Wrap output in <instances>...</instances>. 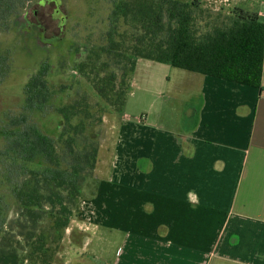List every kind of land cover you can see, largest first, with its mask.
<instances>
[{
    "label": "crops",
    "instance_id": "0c3cea01",
    "mask_svg": "<svg viewBox=\"0 0 264 264\" xmlns=\"http://www.w3.org/2000/svg\"><path fill=\"white\" fill-rule=\"evenodd\" d=\"M128 95L76 264H264V58L260 89L139 59Z\"/></svg>",
    "mask_w": 264,
    "mask_h": 264
},
{
    "label": "trees",
    "instance_id": "16d2710c",
    "mask_svg": "<svg viewBox=\"0 0 264 264\" xmlns=\"http://www.w3.org/2000/svg\"><path fill=\"white\" fill-rule=\"evenodd\" d=\"M28 1L0 0V31L8 29V19L18 15ZM111 2L105 44L94 55L97 60L104 56L102 67L114 64L126 79L123 77L117 84L115 71L103 76L96 72L90 82L114 112H122L139 59L261 88L264 19L261 21L257 14L239 10L201 25L198 0ZM91 65L95 67L93 61ZM86 66L80 65V72ZM8 70L0 59V84ZM48 72V65L43 64L28 79L24 86L25 113L15 122V127L20 128L4 137L2 158L12 160L17 173L14 194L22 239L16 241L17 247L10 246L9 239H2L0 264H20L25 260L52 263L54 252L48 244L55 236L60 239L68 227L72 211L82 199L83 186L93 178L97 164L100 143L96 134H87L88 122L94 115L84 97L56 109L61 118L57 140L28 123L26 114L44 112L52 96ZM45 222L49 224L47 229L43 227Z\"/></svg>",
    "mask_w": 264,
    "mask_h": 264
},
{
    "label": "rangeland",
    "instance_id": "374dc122",
    "mask_svg": "<svg viewBox=\"0 0 264 264\" xmlns=\"http://www.w3.org/2000/svg\"><path fill=\"white\" fill-rule=\"evenodd\" d=\"M111 1L30 0L18 15L8 19V29L0 31V59L2 65L5 62L9 67L0 84V244L5 237L9 239L10 246L17 247L16 241L22 239L17 227L19 209L14 194L17 173L12 160H4L1 154L5 147L4 137L20 128L15 127V122L25 113L24 86L28 79L43 64L48 65L47 83L52 92L49 103L44 112L34 111L26 116L28 123L36 125L54 140L58 139L61 125L56 109L76 99H86L89 111L94 115V119L88 122L87 134H96L99 143L103 137L107 138L108 129L119 116L96 94L90 82L96 72L103 76L115 71L117 84L124 77L114 64L102 67L104 56L97 60L94 55L105 44ZM198 1L202 10L198 18L201 25L216 17L226 18L239 10L257 14L261 21L264 19V0ZM82 64L88 66L80 72ZM128 99L129 95L125 105ZM92 186V180H87L83 186L84 196L92 192ZM81 200L73 209L70 223L61 233V238L55 236L48 244L54 252L51 264H76L90 255L87 247L95 228L93 224L89 226L86 215L81 214L84 213ZM48 225L45 222L43 227L47 229ZM19 253L25 255V252ZM20 264L33 263L25 260Z\"/></svg>",
    "mask_w": 264,
    "mask_h": 264
}]
</instances>
